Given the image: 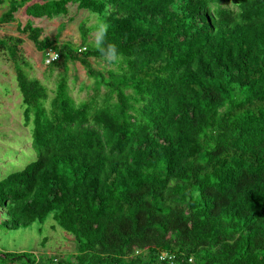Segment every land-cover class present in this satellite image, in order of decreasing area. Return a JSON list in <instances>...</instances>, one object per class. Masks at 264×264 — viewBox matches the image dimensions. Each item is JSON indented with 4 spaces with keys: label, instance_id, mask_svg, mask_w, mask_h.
I'll list each match as a JSON object with an SVG mask.
<instances>
[{
    "label": "trees",
    "instance_id": "obj_1",
    "mask_svg": "<svg viewBox=\"0 0 264 264\" xmlns=\"http://www.w3.org/2000/svg\"><path fill=\"white\" fill-rule=\"evenodd\" d=\"M4 3L0 26L15 23L46 68L78 63L93 83L80 102L65 74L48 90L25 72L23 40L0 38L35 152L0 180L3 227L51 217L75 252L47 264H264V0ZM69 5L109 25L114 69L92 67L106 61L84 24L76 47L33 23H66ZM19 259L42 264L0 252Z\"/></svg>",
    "mask_w": 264,
    "mask_h": 264
},
{
    "label": "rangeland",
    "instance_id": "obj_2",
    "mask_svg": "<svg viewBox=\"0 0 264 264\" xmlns=\"http://www.w3.org/2000/svg\"><path fill=\"white\" fill-rule=\"evenodd\" d=\"M7 4L0 6V14L6 11ZM17 15V19L23 24L24 19ZM69 19L70 22H69ZM56 18L53 20H34L36 26L44 29V34L53 38L59 36V41L76 47L80 45V24L92 30L88 34L86 46H95V33L100 22L97 15L85 10H78L76 6H68V18ZM66 25H62V24ZM60 25V27H59ZM63 29V30H62ZM62 30V31H61ZM19 37L23 40L19 45V56L29 65L25 72L29 77L38 79L48 90L54 88V83L59 74H65L68 78L69 94L75 102L85 100L92 94V79L88 78L85 70L78 63L67 64V70L62 67L50 71L42 64L41 54L37 52L25 35L16 31V24H4L0 26V38ZM92 67L99 71L114 69V66L101 60H92ZM15 73L11 63L8 62L6 52H0V180L9 174L23 169L35 159L29 132L22 125L20 97L15 83ZM22 106V105H21ZM30 146V147H29ZM34 152V158L33 153ZM32 158V159H31ZM4 217L0 215V252L1 253H26L34 254L36 259L47 264L45 257L56 256L67 260L75 252L73 236L60 229L51 217L43 223L34 222L28 227L16 230H7L3 227ZM53 225V227H52ZM44 241V243H43ZM9 264H28L26 260L19 259Z\"/></svg>",
    "mask_w": 264,
    "mask_h": 264
},
{
    "label": "clouds",
    "instance_id": "obj_3",
    "mask_svg": "<svg viewBox=\"0 0 264 264\" xmlns=\"http://www.w3.org/2000/svg\"><path fill=\"white\" fill-rule=\"evenodd\" d=\"M108 30L109 25L107 23H98L95 33V46L105 61L109 64H113L119 60V53L114 44L107 42Z\"/></svg>",
    "mask_w": 264,
    "mask_h": 264
},
{
    "label": "built area",
    "instance_id": "obj_4",
    "mask_svg": "<svg viewBox=\"0 0 264 264\" xmlns=\"http://www.w3.org/2000/svg\"><path fill=\"white\" fill-rule=\"evenodd\" d=\"M55 58H56V55H55V54H50V55L48 56V59L46 60V63H47L48 61H53V60H55Z\"/></svg>",
    "mask_w": 264,
    "mask_h": 264
}]
</instances>
